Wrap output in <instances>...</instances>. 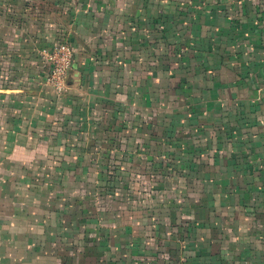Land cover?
I'll use <instances>...</instances> for the list:
<instances>
[{"label":"crops","instance_id":"1","mask_svg":"<svg viewBox=\"0 0 264 264\" xmlns=\"http://www.w3.org/2000/svg\"><path fill=\"white\" fill-rule=\"evenodd\" d=\"M0 264H264V0H0Z\"/></svg>","mask_w":264,"mask_h":264},{"label":"built area","instance_id":"2","mask_svg":"<svg viewBox=\"0 0 264 264\" xmlns=\"http://www.w3.org/2000/svg\"><path fill=\"white\" fill-rule=\"evenodd\" d=\"M75 50L67 41H60L44 49L42 57L47 67V82L57 93H63L74 62Z\"/></svg>","mask_w":264,"mask_h":264}]
</instances>
